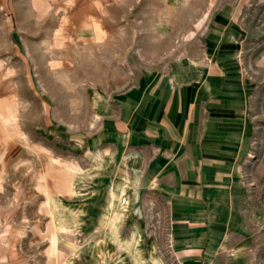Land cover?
Here are the masks:
<instances>
[{"label":"rangeland","instance_id":"obj_1","mask_svg":"<svg viewBox=\"0 0 264 264\" xmlns=\"http://www.w3.org/2000/svg\"><path fill=\"white\" fill-rule=\"evenodd\" d=\"M235 3L264 139V0H0L4 264H48L52 246L67 264H135L121 244L132 237L143 261L174 264L169 217L124 192L131 169L117 151L114 116L125 93L198 54L215 17ZM50 160L71 171L70 191L47 174ZM250 160L257 186L264 161L255 152ZM247 224L264 233V220Z\"/></svg>","mask_w":264,"mask_h":264},{"label":"crops","instance_id":"obj_2","mask_svg":"<svg viewBox=\"0 0 264 264\" xmlns=\"http://www.w3.org/2000/svg\"><path fill=\"white\" fill-rule=\"evenodd\" d=\"M239 11L218 13L198 54L125 93L114 116L131 169L124 192L169 217L174 264H264V233L247 224L264 220V182L250 172L252 152L264 161V139Z\"/></svg>","mask_w":264,"mask_h":264},{"label":"bare ground","instance_id":"obj_3","mask_svg":"<svg viewBox=\"0 0 264 264\" xmlns=\"http://www.w3.org/2000/svg\"><path fill=\"white\" fill-rule=\"evenodd\" d=\"M3 117L5 119H11L13 118V113L7 108L3 113ZM1 117V116H0ZM47 174L48 175H54L55 176V182L56 187L59 190L62 191H70L72 188V182L70 181V178L72 176L71 171L68 168L63 169L62 167H59L54 161L50 160L47 162ZM41 188L46 193L50 192V189L46 185H41ZM51 193V192H50ZM47 207H49V204L47 203ZM134 239L135 237H132L130 241L128 242H122L121 244H124L125 249L131 252V256L134 258L135 264H149L147 261H143L140 257H138V248L134 246ZM54 235H52L51 244L54 242ZM48 264H67V260L63 258V253L60 250H56L54 246L49 248L48 250Z\"/></svg>","mask_w":264,"mask_h":264}]
</instances>
